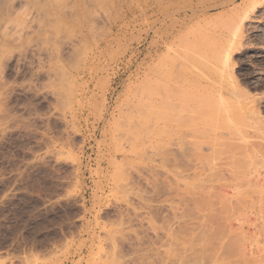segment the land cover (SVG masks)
Wrapping results in <instances>:
<instances>
[{
  "label": "rangeland",
  "instance_id": "1",
  "mask_svg": "<svg viewBox=\"0 0 264 264\" xmlns=\"http://www.w3.org/2000/svg\"><path fill=\"white\" fill-rule=\"evenodd\" d=\"M116 1L0 0V264H264V0Z\"/></svg>",
  "mask_w": 264,
  "mask_h": 264
},
{
  "label": "bare ground",
  "instance_id": "2",
  "mask_svg": "<svg viewBox=\"0 0 264 264\" xmlns=\"http://www.w3.org/2000/svg\"><path fill=\"white\" fill-rule=\"evenodd\" d=\"M76 1H77V0H76ZM98 1H99V0H92V2H98ZM109 1L114 2V3H117L116 0H109ZM123 1H126V0H123ZM123 1H122V2H123ZM78 2H79V1H78ZM119 2H120V1H119ZM119 2H118V4H119ZM127 3H128V2H127ZM127 3H126V4H127ZM120 4H121V2H120ZM122 4H123V3H122ZM124 6H125V5H124ZM120 7H121V5H119V8H120ZM122 7H123V6H122ZM122 7H121V8H122ZM125 7H129V6H125ZM125 7H124V8H125ZM121 8H120V9H121ZM127 9H128V8H127ZM127 9H126V10H127ZM121 10H122V9H121ZM124 10H125V9H124ZM122 11H123V10H122ZM127 12H129V9L126 11V13H127ZM126 13H125V16H126ZM122 14H124V13H122ZM127 15H128V14H127ZM84 21H85V24H86V26H87V23H86L87 20H86V18H85ZM110 24H111V23H110ZM81 25L84 26L83 24H81ZM81 25H79V26L81 27ZM76 27H77V26H76ZM80 27H79V28H80ZM83 28H84V27H83ZM83 28H82V29H83ZM87 29H88V28H87ZM81 31H83V30H81ZM81 38H82V37H81ZM185 103H186V102H185ZM184 105H185V106L187 105V107H188V108H187V107L185 108V107L183 106L186 110H188V109L190 108V106H189L188 104H184ZM190 110H191V108H190ZM188 111H189V110H188ZM186 115L189 116L190 114L188 115V114L186 113ZM185 117H186V116H185ZM189 117H190V116H189ZM186 118H187V117H186ZM221 196H222V195H221ZM256 215H257V214H256ZM256 230H257V229H256Z\"/></svg>",
  "mask_w": 264,
  "mask_h": 264
}]
</instances>
